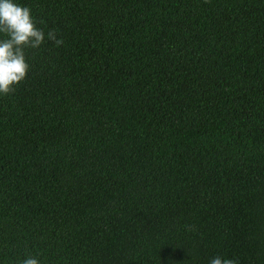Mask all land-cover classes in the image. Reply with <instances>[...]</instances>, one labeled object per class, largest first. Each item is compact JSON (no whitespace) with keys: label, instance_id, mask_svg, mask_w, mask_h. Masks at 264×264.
Instances as JSON below:
<instances>
[{"label":"trees","instance_id":"trees-1","mask_svg":"<svg viewBox=\"0 0 264 264\" xmlns=\"http://www.w3.org/2000/svg\"><path fill=\"white\" fill-rule=\"evenodd\" d=\"M62 46L0 96V264H264V0H14Z\"/></svg>","mask_w":264,"mask_h":264},{"label":"clouds","instance_id":"clouds-1","mask_svg":"<svg viewBox=\"0 0 264 264\" xmlns=\"http://www.w3.org/2000/svg\"><path fill=\"white\" fill-rule=\"evenodd\" d=\"M37 24L29 7L14 3V0H0V96L14 94L25 80L30 70L26 50H39L46 42L63 45L57 30L45 33ZM18 264H41L39 253H29ZM210 264H237V261L217 255Z\"/></svg>","mask_w":264,"mask_h":264}]
</instances>
